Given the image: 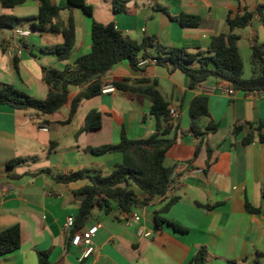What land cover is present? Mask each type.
Listing matches in <instances>:
<instances>
[{"label":"crops","instance_id":"obj_1","mask_svg":"<svg viewBox=\"0 0 264 264\" xmlns=\"http://www.w3.org/2000/svg\"><path fill=\"white\" fill-rule=\"evenodd\" d=\"M49 1L61 8L59 19L64 26L69 17L73 20L75 42L67 60H58L50 50L62 44V36L35 31L32 21L14 26L11 36L0 40V82L39 100L45 99L48 92L42 67L62 71L89 54L93 22L113 24L137 43L149 37L164 47L204 52L213 37L229 33V13L255 12L264 5V0H116L124 10L115 14V0H85L92 9L89 17L79 9H67V0ZM37 13L35 1L13 9L0 7V16L18 19L33 18ZM179 14L198 17L199 26L182 28L171 19ZM15 29L27 31L29 36L17 41L21 54L11 58L5 52L9 44H16ZM233 33L239 37L242 78L247 80L251 77V68L246 72V65H250L252 45L264 44V15L260 18L254 13L249 25ZM149 57H155V52L149 51ZM141 79L156 80L167 109L179 112L178 120L169 123L172 130L168 138H174L175 143L165 155L164 166L173 169L187 165V169L177 174L176 184L163 197L135 206L128 215L117 209L109 215L93 210L84 231L95 229L94 251L82 261L79 257L83 249L73 243L67 246L64 226L79 207L73 192L86 182L61 185L41 171L67 175L93 170L109 174L121 155L95 156L88 149L118 144L122 130L129 139L151 136L156 123L149 115L150 102L114 89L83 100L68 123L71 101L86 86L69 88L68 102L48 116L0 107V232L13 225L20 228L19 249L0 258V264H38L39 252L48 253L50 264H189L200 248L207 251L204 264H251L257 254L264 264V144L259 143L253 129L244 128L246 123L254 127L260 124L264 134V95L235 91L228 97L216 91L219 82L213 79L190 90L189 80L181 71L153 64L134 70L127 61L114 66L102 82ZM198 96L207 97L209 113L208 118L199 121L200 130L203 132L210 122L218 127L214 133L195 137L190 132L189 108ZM91 111L100 113V129L79 133ZM236 127L242 130L234 134ZM249 134L253 141L243 145L242 139ZM207 149L211 151L209 159ZM17 159L24 162L6 168L8 162ZM246 204L262 212L249 214ZM155 213L164 221L158 228ZM132 215L139 216L140 221H133ZM139 227L151 232V237H137Z\"/></svg>","mask_w":264,"mask_h":264},{"label":"trees","instance_id":"obj_2","mask_svg":"<svg viewBox=\"0 0 264 264\" xmlns=\"http://www.w3.org/2000/svg\"><path fill=\"white\" fill-rule=\"evenodd\" d=\"M26 1L38 3V13L33 18L18 19L13 16H0V31L11 29L23 22H31L33 30L60 34L63 42L52 47L51 52L60 61L67 60L74 47L75 29L73 20L69 17L68 25L64 26L59 19L61 8L53 5L49 0H0V7L13 9ZM67 9H79L91 17L92 9L85 0H67ZM124 10L123 5L114 1L115 14ZM166 13V10L160 8ZM254 13L260 18L264 15V5H259L255 12L229 13L226 24L228 34H220L212 38L209 48L204 52H191L185 48L164 47L155 44L154 38H145L140 43L132 41L117 31L113 24L102 25L93 22L91 25V51L80 57L72 66L66 65L62 71L42 67V80L48 86L46 98L43 100L32 98L13 86L0 82V107L4 106L13 111H32L37 115L48 116L57 112L68 102L69 88L86 86L71 101L67 123L75 115L77 108L83 100H88L102 94L103 77L114 66L127 61L134 70H139L138 63L145 59H154L155 65L168 66L171 71L178 70L184 73L189 80V89L213 79L217 82L229 83L235 91L245 94L252 92L264 93V44L252 45L250 57L251 77L242 78L243 62L237 50L239 37L233 33L243 29L252 20ZM182 28H196L200 19L196 16L179 14L171 18ZM2 43L0 42V48ZM155 52V57H149V51ZM14 67L17 70L16 64ZM115 90L133 97H143L150 102L149 115L155 120V132L143 139H129L124 130L121 131L119 143L97 148H89L88 152L95 156L119 153L121 161L114 165L113 170L103 175L101 172L81 170L67 175L55 174L49 169L41 173L49 176L55 183L69 185L76 182H86L84 186L73 192L79 203L76 215L73 218V227L67 233V246L71 245L74 236L84 230L86 223L91 219L93 210L97 209L109 215L114 209L122 214H130L135 206H145L151 199L163 197L177 182V176L171 178L172 170L164 166L165 155L175 143L174 138H168L172 126L168 115V105L157 89L156 80H123L111 84ZM208 99L206 96L195 97L189 108L190 132L195 137H200L217 130V124L210 122L202 132L199 121L209 117ZM101 126V115L96 111L87 114L84 126L79 133L85 131H98ZM244 128L255 131L259 143L264 144V134H261L260 124L254 127L246 123ZM242 127L233 130L237 134ZM249 134L242 139L243 145L253 141ZM197 153V151H196ZM211 151L207 149V158ZM17 159L6 164L7 169L23 163ZM207 167L209 164L207 162ZM10 177H14L10 175ZM261 199L264 204V184L261 189ZM175 200L170 201L172 204ZM167 205L163 210L168 209ZM202 209H211L210 206H200ZM249 214H259L261 208L245 205ZM164 221L154 214L155 228ZM20 247V228L18 225L10 226L0 232V258L6 257ZM207 258L205 248H200L190 263L204 264ZM189 263V264H190ZM38 264H50L47 252L38 253ZM251 264H261L257 254Z\"/></svg>","mask_w":264,"mask_h":264},{"label":"built area","instance_id":"obj_3","mask_svg":"<svg viewBox=\"0 0 264 264\" xmlns=\"http://www.w3.org/2000/svg\"><path fill=\"white\" fill-rule=\"evenodd\" d=\"M13 36H14L13 41L16 44H12V45L9 44L5 52L6 55L11 58H13L15 55L21 54V47L19 46L17 41L27 38L29 36V32L21 30V29H15L13 31ZM148 64L155 65L156 61L154 59L141 60L137 66L138 68H143L144 66ZM113 91H114V87L111 86V84H104V86L102 87V94L111 93ZM216 91L228 97H232L235 93V89L229 83L224 82V81L219 82V85L216 87ZM251 94L264 95L263 92H257V91L252 92ZM168 115L170 117V123L177 121L179 118V112L175 108H169ZM42 130L45 132L47 131L46 128H42ZM186 169H187V165H176L172 170L171 178H175L179 172L185 171ZM131 218L135 222L140 221V218L137 215H132ZM72 227H73V219L68 218L65 222L64 232L68 233ZM94 233H95V229H90L88 231L82 230L74 236L72 243L75 246L81 247L83 249L79 257V261H82L83 259H86L93 254L94 249L92 245V239L94 237ZM136 235L139 238H150L151 232L144 230L143 227H139V229L136 232Z\"/></svg>","mask_w":264,"mask_h":264},{"label":"rangeland","instance_id":"obj_4","mask_svg":"<svg viewBox=\"0 0 264 264\" xmlns=\"http://www.w3.org/2000/svg\"><path fill=\"white\" fill-rule=\"evenodd\" d=\"M11 36V29H2L0 31V40ZM250 71V65H246V72ZM6 168L4 167V170ZM1 173V172H0Z\"/></svg>","mask_w":264,"mask_h":264}]
</instances>
